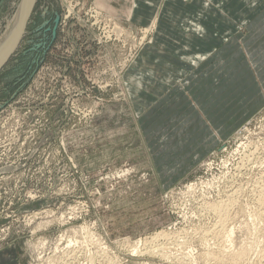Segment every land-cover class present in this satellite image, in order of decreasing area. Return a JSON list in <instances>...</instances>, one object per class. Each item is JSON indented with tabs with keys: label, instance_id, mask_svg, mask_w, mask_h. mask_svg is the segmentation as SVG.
Returning <instances> with one entry per match:
<instances>
[{
	"label": "rangeland",
	"instance_id": "rangeland-1",
	"mask_svg": "<svg viewBox=\"0 0 264 264\" xmlns=\"http://www.w3.org/2000/svg\"><path fill=\"white\" fill-rule=\"evenodd\" d=\"M173 1L35 3L0 69V264H264V9Z\"/></svg>",
	"mask_w": 264,
	"mask_h": 264
},
{
	"label": "crops",
	"instance_id": "crops-1",
	"mask_svg": "<svg viewBox=\"0 0 264 264\" xmlns=\"http://www.w3.org/2000/svg\"><path fill=\"white\" fill-rule=\"evenodd\" d=\"M136 3L138 5H142V7H140V9H135L134 13H133V17L136 19V21L138 19L141 18V20H145L146 23H149L151 21H153V24L155 23V21H159L158 18L156 17H160V11L161 12H165L167 7H164V9L160 8L158 9V2H150L148 3L146 0H135ZM169 2H167V6L168 9L166 11H169V9L175 5L176 1L171 2V0H168ZM214 2L215 4L213 5H209L210 3ZM223 2V3H222ZM192 6L199 12L201 11V9H204L206 7H209L211 10L212 8H216V7H222L225 10H227L229 13L232 10L233 7H240V11H239V18H237V20H245L246 22H250L251 18L253 17V13H251L250 11L253 10V7H258L261 6L260 10L257 9V13H259V11L263 12L264 9V0H211L210 2L206 3L205 0H193L192 2ZM138 7V6H137ZM136 7V8H137ZM147 8V12L142 11L143 9L141 8ZM252 7V8H251ZM226 11V12H227ZM169 13V12H168ZM260 14V13H259ZM157 15V16H155ZM163 16H167V15H163ZM262 19V18H261ZM259 19V20H261ZM160 22V21H159ZM161 27V25H160Z\"/></svg>",
	"mask_w": 264,
	"mask_h": 264
},
{
	"label": "bare ground",
	"instance_id": "bare-ground-1",
	"mask_svg": "<svg viewBox=\"0 0 264 264\" xmlns=\"http://www.w3.org/2000/svg\"><path fill=\"white\" fill-rule=\"evenodd\" d=\"M30 1V0H29ZM36 1V0H35ZM26 0L23 1V5L21 6L22 8L20 9V11L17 13V15L15 16V19H14V23L12 24L11 26V30H9V32H7V34H5V37L4 39H1L0 40V61L2 60L3 57L7 56L8 53H10V50L14 47L15 43L17 42L18 38L20 37L19 34L21 32V29L23 27V24H24V17L26 15V11L27 9L25 10L24 14L22 13L23 12V9H24V4H25ZM28 4L29 2H26V5H27V8H28ZM155 25H157V21L155 22ZM154 25V26H155ZM13 27V28H12ZM227 201V200H226ZM226 201H220L222 202L223 204H220L219 206H216V207H220V206H224V207H221L222 209L225 208V206L228 205V202L226 203ZM219 202V203H220ZM231 202H229V205H230ZM228 205V206H229ZM208 206V205H207ZM217 209V208H216ZM219 209V208H218ZM221 210V209H219ZM218 210V211H219ZM229 213V212H228ZM165 232L162 231L160 233H157V235L154 237L153 240H158L160 237H162V235H167L166 233L164 234ZM137 243V242H136ZM135 243V244H136ZM140 243V242H139ZM147 243V242H146ZM136 246V245H135ZM137 247V246H136ZM156 248V247H155ZM162 249V248H161ZM141 251V250H140ZM149 251V250H148ZM152 252V251H151ZM154 252V251H153ZM161 252V250H160ZM169 256V255H168ZM169 258V257H168Z\"/></svg>",
	"mask_w": 264,
	"mask_h": 264
},
{
	"label": "water",
	"instance_id": "water-1",
	"mask_svg": "<svg viewBox=\"0 0 264 264\" xmlns=\"http://www.w3.org/2000/svg\"><path fill=\"white\" fill-rule=\"evenodd\" d=\"M34 1L35 0H30L29 1L28 8H27V11H26V15L24 17V24H23V27H22L21 32L19 34L20 37L18 38V40L15 43L14 47L10 50V53H8L7 56L3 57L2 60L0 61V69L4 66L3 64L8 61V59L10 58V55L13 53L14 49L19 44V42H20V40L22 38V35L24 33V30L26 28V25L28 23V18L30 16L31 12H32Z\"/></svg>",
	"mask_w": 264,
	"mask_h": 264
},
{
	"label": "flooded vegetation",
	"instance_id": "flooded-vegetation-1",
	"mask_svg": "<svg viewBox=\"0 0 264 264\" xmlns=\"http://www.w3.org/2000/svg\"><path fill=\"white\" fill-rule=\"evenodd\" d=\"M26 2H29V0H26ZM26 2H25V4H24V9H23V14H24V12H25V10L27 9V5H26ZM37 2V0L36 1H34V4H33V9H32V12H31V14H30V16H29V18H28V23H27V25H26V28H25V30L27 29V26H28V24L30 23V17H31V15H32V13H33V11H34V8H35V3ZM24 30V31H25Z\"/></svg>",
	"mask_w": 264,
	"mask_h": 264
}]
</instances>
